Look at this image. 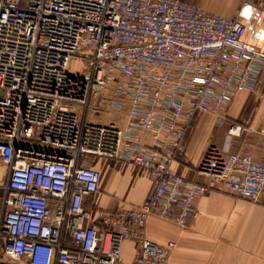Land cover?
Listing matches in <instances>:
<instances>
[{"label": "built area", "instance_id": "obj_1", "mask_svg": "<svg viewBox=\"0 0 264 264\" xmlns=\"http://www.w3.org/2000/svg\"><path fill=\"white\" fill-rule=\"evenodd\" d=\"M244 34L183 0H0V264H120L125 239L133 264H170L175 243L146 238L149 216L186 229L212 190L260 202L264 162L247 154L210 145L202 183L172 171L197 115L244 132L226 114L263 63ZM75 60L85 74L69 71ZM90 157L151 182L138 207L101 215L103 233L84 207L100 182Z\"/></svg>", "mask_w": 264, "mask_h": 264}, {"label": "crops", "instance_id": "obj_2", "mask_svg": "<svg viewBox=\"0 0 264 264\" xmlns=\"http://www.w3.org/2000/svg\"><path fill=\"white\" fill-rule=\"evenodd\" d=\"M208 12L236 17L245 26L243 41L262 56L259 79L253 91L238 94L227 111V120L240 125V137L227 133L228 126H216L212 117L197 115L183 139L182 152L172 165L179 177L202 183L195 169L210 145L223 153H243L264 162V0H184ZM92 166L100 173L97 193L84 201L92 210L98 232L108 229L102 214L112 215L138 207L151 182L141 170L103 159ZM5 167L0 165V221L3 212ZM197 217L186 229L173 221L149 216L144 227L147 239L175 249L170 264H264V191L260 202L250 203L232 193L212 190L194 203ZM2 243H0L1 250ZM120 264H133L137 249L131 240L120 243ZM1 258V253H0Z\"/></svg>", "mask_w": 264, "mask_h": 264}, {"label": "rangeland", "instance_id": "obj_3", "mask_svg": "<svg viewBox=\"0 0 264 264\" xmlns=\"http://www.w3.org/2000/svg\"><path fill=\"white\" fill-rule=\"evenodd\" d=\"M184 2H186V1H184ZM87 70H88L87 65L85 63H83L81 61H76V60L73 61L69 67V71L75 75H79L80 73H81V75H83L87 72ZM101 123H103V122H101ZM88 161H89V163L96 164L99 161H101V159L90 157V158H88Z\"/></svg>", "mask_w": 264, "mask_h": 264}]
</instances>
